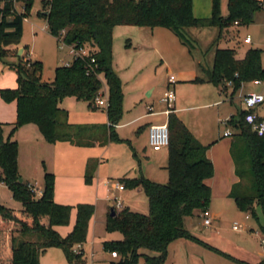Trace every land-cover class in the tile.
<instances>
[{
	"label": "trees",
	"instance_id": "obj_1",
	"mask_svg": "<svg viewBox=\"0 0 264 264\" xmlns=\"http://www.w3.org/2000/svg\"><path fill=\"white\" fill-rule=\"evenodd\" d=\"M33 1L0 0L1 61L17 55L23 21L30 13ZM221 1L211 0L208 17H196L193 0H42L43 10L38 14L45 19L48 31L57 38L64 31L66 43L90 44L95 48V60L75 58L68 66L59 65L51 81L42 79L40 60L20 55L17 61L7 64L16 73V86L0 88V96L5 102L15 101L16 119L12 123L0 122V182L9 188L13 199L21 202L22 208H8L0 203V264H40V254L49 247L62 248L70 264H85L83 251L77 253L73 247L86 241L94 204L56 202L55 176L49 171L43 175L42 195L36 197L26 181H19L18 143L13 136L22 125L34 123L44 140L50 143L69 141L74 145H92L93 138L100 144L108 140L129 141L120 138L113 128L121 118L123 101L121 79L112 61L114 25L166 27L189 46H192L187 33L189 27L217 26L219 32L214 42L212 67L206 70L205 77H196L195 80L212 82L221 89L230 82L233 91L244 82L264 81L261 48L250 47L239 58L236 48L217 45L230 27L253 22L255 13L264 10V1L227 0L225 16L221 13ZM16 2L22 5L21 11L15 8ZM103 81L107 85V125L90 131L89 140L82 141L79 134L88 127L68 123L67 113L60 107V102L64 97L72 96L95 109ZM243 114L244 111L231 116L228 121L236 130L230 153L239 177L230 196L240 210L256 217L259 208L264 218V134L257 135L244 121ZM167 122V182H157L144 175L118 179L126 189L141 187L144 190L148 210L142 213L127 206L121 209L111 207L115 213L107 214L105 229L117 231L122 237L103 241L105 250L118 254L110 264H136L141 256L146 264H164L168 245L177 238L191 239L215 249L193 236L184 225L185 218L208 207L211 198L207 179L212 177L214 167L206 155L208 145L192 134L174 110L168 114ZM133 154L136 156L134 151ZM247 156L249 169L243 164ZM95 168L92 165L87 167L86 183L91 182ZM247 172L253 178L250 183L244 180ZM73 209L75 222L63 236L55 226L68 225ZM259 227L264 236V222L259 223ZM141 248L157 254L141 253ZM254 264H264V259Z\"/></svg>",
	"mask_w": 264,
	"mask_h": 264
},
{
	"label": "rangeland",
	"instance_id": "obj_2",
	"mask_svg": "<svg viewBox=\"0 0 264 264\" xmlns=\"http://www.w3.org/2000/svg\"><path fill=\"white\" fill-rule=\"evenodd\" d=\"M224 3L227 8L226 0H224ZM20 5L18 3L19 7ZM42 10V0H34L27 19L23 21V34L19 48L23 47L24 49L22 48L20 52L17 50V55L6 57L4 61L0 60L3 65L0 77L5 75L4 78L9 80V73L15 74L14 69L7 64L8 62L17 61L20 55L24 56V58L29 57L42 62V79L45 81L53 79L54 70L57 66L71 60L72 57L68 52L67 46L61 44L57 37L48 31L47 27L43 28L45 20L38 14ZM152 29L155 31L154 35L151 33ZM157 31H161L162 35L158 34ZM218 32L217 26L189 27L187 33L192 43V46H189L183 44L166 27L114 25L112 61L113 67L121 79L123 93L120 121L122 122L149 112L148 107L150 105L154 110L166 108V105L159 101V97L166 88L168 77L171 74L176 78L173 87L178 100L184 101V104L187 105L202 104L210 101V91L215 89V84L209 81L195 80L194 78L205 77L206 71L204 69L212 67L216 48L214 42ZM247 33L264 37V10L257 11L253 22L247 25L240 24L230 27L226 33L227 35L225 34L226 36L221 38L217 45L221 48H236L238 56H243L248 48L256 47L254 44L243 42V38ZM261 64L263 66L262 61ZM149 91H151L150 95H148ZM100 97L107 98L105 81L102 84ZM234 99L236 103H239V98L236 97ZM60 105L67 110L69 121L72 123L100 124L108 120L106 115L107 104L98 105L95 109H90L86 101L66 96L62 99ZM158 116L160 122L166 119L165 114H159ZM132 127L133 125L125 127L123 132L125 131L126 133L124 134L128 136ZM221 128H225L224 124L221 125ZM90 136H92V133L88 129L82 130L81 135L79 134L82 141L89 140ZM147 140L148 131H141L135 135L136 156L127 141L111 140L112 144L107 147L74 148L76 150L80 149L79 151H86L84 152L85 155L92 153L89 163L93 167H98V171L94 176L98 178H96L97 180L94 182L93 187L88 186L83 180L79 181L75 175L73 188L63 192L65 200L70 202V204L84 200H91L95 204L94 218L96 221L91 226L88 239L84 243L83 257L85 264H110V260L118 258L112 257L110 251L105 250L103 247V241L122 237L117 231H107L104 221L111 207L116 208L117 197L120 195L110 189L111 184L115 180L111 176L116 174V168L123 165L122 167L126 168L131 174L136 175L148 169L152 172L151 175L155 176L156 179L158 178L161 183L167 182L168 172L166 165L168 157L164 163H153L152 158L155 150L149 146ZM44 150L42 149V151ZM167 150L164 147L161 151ZM73 157L71 155V161L73 159L74 161L77 160L76 157ZM149 159L150 162L148 161ZM245 160L246 162L243 163L244 167L249 169V156ZM74 168L76 167L74 166ZM83 175L81 174L82 177ZM40 176L37 182L34 180L32 182L42 188L43 175ZM104 179L109 181V190L106 188ZM252 179L251 174L247 172V176L244 179L245 182L250 183ZM138 189L131 191L129 194L127 190L122 192L123 205L129 206L135 211L146 213L148 210V199L144 190L141 187ZM0 203L8 208H22L21 202L11 197L9 188L1 184ZM256 214V217L251 216L250 219L245 218L243 213L227 215L224 219L213 221L210 227H203L206 230L205 233L197 230V232H201L207 237L204 239L199 235L203 238L202 240L218 247L225 253L187 240L186 244L180 245L174 253L171 249L169 255L166 256L167 259L164 264H244V261L250 264L257 263V258L264 259V248L261 244L259 227V223H263L264 218L259 208H257ZM234 222L239 223L243 230L239 232L233 229L232 225ZM249 222L253 225V229L247 227L246 224ZM215 226L216 228H213ZM59 228L63 231L66 229V225H61ZM241 233H245V235L243 236ZM139 252L149 255L157 254V252L146 248H141ZM39 263L70 264L60 247L47 248L40 254ZM136 264L146 263L141 256Z\"/></svg>",
	"mask_w": 264,
	"mask_h": 264
},
{
	"label": "crops",
	"instance_id": "obj_3",
	"mask_svg": "<svg viewBox=\"0 0 264 264\" xmlns=\"http://www.w3.org/2000/svg\"><path fill=\"white\" fill-rule=\"evenodd\" d=\"M18 3L19 2L15 3V8L18 11H21L22 5H20L19 7ZM226 4H227V0H226ZM192 9H193V14L196 17H208L211 13V0H193ZM221 13L224 16L227 14V8L225 6L224 0L221 1ZM234 26H237V24H235ZM45 27H47L46 21H45V26L43 28ZM157 32L158 34L162 35L161 31H157ZM151 33L152 35L155 34L154 29H152ZM226 35H224L223 37H225ZM247 35H250L249 42L245 41V37ZM243 42L247 44H254L256 47L262 49L261 61L264 66V37L258 34L253 36L250 33H247L243 38ZM22 48L23 47L18 48V51L20 52ZM243 56H238L237 54V57L239 58ZM210 68L211 66L205 68L204 70L206 71ZM1 71H3V65L0 62V72ZM4 76L2 75L0 77V88H12L16 86V73L15 74L12 72L9 73L10 76L9 80H6ZM214 88L215 89L210 91L211 92L210 101L202 104L187 105L184 104V101L178 100V98L176 97L173 110L175 114L186 124V126L189 128L192 134L202 144L208 145L206 155L211 159L214 167V173L212 177L207 179V183L211 187V198L208 204V208L212 216V223L213 221L224 219L227 215H238L241 213L245 215V218L250 219L251 215L248 212L240 210L237 207L234 198L230 196L231 188L235 183L239 181V177L235 172V164L230 153L231 140L236 130L228 121L231 116H236L240 112L244 111L243 96L245 94L249 92H260L264 94V81L252 80L249 82H244L241 85V87L236 91H233L232 85L229 82H227L224 85L223 89H221L219 86L216 85H214ZM175 89H176V85H175ZM150 94L151 91H149L148 95ZM161 95L159 97V101ZM236 97L239 98V103L235 102L234 98ZM60 107L63 108L61 105ZM148 108H149V112L137 115L136 117L128 120H123L122 122L119 120V122L116 123L113 127L120 138L129 140L127 142L129 143L133 151H135V153H137L135 150L136 147L134 146L135 135L139 134L141 131L147 132L150 124L162 123L167 120V115L163 113L165 109L164 107L158 110H154V108L150 105ZM65 111L67 113L68 123H71L73 125H77V124L86 125L89 131H95V129L98 126L107 125L108 122L107 120L106 122L100 124L72 123L69 121L67 110ZM255 112L260 117L264 118V101L255 108ZM159 114H165L166 119L160 122L158 116ZM15 119H16L15 101L5 102L0 96V122L12 123L15 121ZM223 124L225 126L224 129L221 128V125ZM132 125L133 127L130 130V134L127 136L126 134H124L126 132L125 131L123 132V129L125 127ZM226 129L230 131V135H224V131ZM14 138L18 143L17 163H18L19 175L22 178V180L26 181L27 183H33L32 182L33 180L37 182V180L40 179L41 177L40 175H44L42 174L43 172L45 171L52 172L55 176L54 200L56 202L65 203V204H70V202H67V200H65V195L63 194V192L64 190L66 191L68 189L73 188L75 184L73 181L75 175L77 176L79 181L83 180L84 183H86L84 175L87 171V167L90 165L89 159L93 155L92 153H87L85 155L84 152L86 151H79L80 149L76 150L74 148H87V147H96V146L107 147L109 144L110 145L112 144L111 140H108L105 144H100L96 138H93L92 145H74L69 141H56L50 143L44 140L37 125L34 123H27L19 127L13 136V139ZM42 149L45 150L42 151ZM161 150L162 148L159 150H155L154 156L152 158L154 161L153 163L156 162L164 163L166 161L168 150L163 152ZM71 155L74 156L73 158L76 157L77 160L74 161L73 159V161H71L70 160ZM148 161L150 162V159ZM74 166L77 169L74 168ZM122 166L123 165L118 166L115 170L116 174L111 176V178L115 179L114 181L118 180L121 177H136L139 175H144L151 180L161 182L158 178L156 179L155 176L151 175L152 172H150L148 169L146 171L143 170L142 173L136 175V174H131L128 170H126V168ZM97 169L98 167L95 168L93 172L91 182L86 183L90 187L94 186L95 184L94 182L97 180L96 178H98L97 176L94 177L98 171ZM81 174H84L83 177L81 176ZM104 181H106V188L109 190L108 179H104ZM114 181L111 184L110 189L120 194L118 197L117 196L115 197H117V199H119L120 201V205L118 206L116 204V208L121 209L125 207V205H123L124 198L122 196V192L124 190H127L129 194L131 191L139 190L138 188L140 187L134 189H126L123 187L122 189H117L114 188ZM0 184L3 185L4 187H7L3 182H0ZM79 202H89L94 204L91 200H84ZM77 203L78 202H75L72 203L71 205H75ZM95 221L96 220L94 218V213H93L89 221L88 233ZM74 222H75V209H73L71 212L70 222L68 225H66V229L61 231L59 228L61 225H56L55 229H57L61 235L65 236L72 229ZM212 223L210 225H204L202 222L200 211L195 212L193 215L187 216L184 220L185 227L190 231V233L193 236L197 237L200 240H202L203 238L204 239L207 238L201 233V232L203 233L206 232L205 228L203 227L205 226L210 227ZM246 225L250 229H253V225L250 222L247 223ZM213 228H216V226ZM197 230H201V232H197ZM242 230L243 228L240 231ZM88 233H87L86 241L88 239ZM241 234H243V236L245 235V233H241ZM199 235L202 236L203 238H201ZM260 235H261V244L263 245L262 238L264 236L262 235L261 231H260ZM187 240L196 242L194 240L187 238H177L169 243L167 248V256L169 255V252H171V249L172 252L174 253L175 251H177L180 245L186 244ZM202 241L207 245L225 253L224 251L218 249V247L211 245L204 240ZM84 243L82 244L83 249H84ZM196 243L202 244L199 242ZM260 260L261 259L257 258V262H259Z\"/></svg>",
	"mask_w": 264,
	"mask_h": 264
},
{
	"label": "built area",
	"instance_id": "obj_4",
	"mask_svg": "<svg viewBox=\"0 0 264 264\" xmlns=\"http://www.w3.org/2000/svg\"><path fill=\"white\" fill-rule=\"evenodd\" d=\"M27 18V17H26ZM24 18V19H26ZM64 31L57 38L61 44H64L68 48V52L71 55V60L66 61L63 65H70L75 58H90L93 62L95 58L93 54L95 53V48L87 43L77 44V43H66L63 40ZM245 41H250V35L245 37ZM176 78L173 74L168 77V84L164 89L160 101L166 105L163 113L167 116L173 110L174 102L176 100V93L174 90V83ZM230 83V82H229ZM264 101V94L260 92H249L243 96V104H244V114L243 119L246 123L251 125L252 129L256 131L257 135L264 134V118L260 117L256 112L255 108ZM98 105L107 104V98L99 97L96 100ZM224 135H230V131L226 129L224 131ZM148 144L154 150H159L163 147H167L169 144V128L167 120L162 123H153L148 127ZM28 188L34 193L36 197L42 195V188H39L35 183H27ZM123 183L119 180L114 181V188L122 189ZM116 204L119 206L120 201L117 199ZM200 215L202 217V222L204 225H210L212 223V216L208 207L201 210ZM233 229L236 231H240L242 226L234 222L232 225ZM262 243L264 245V237L262 238ZM83 243H78L73 247V250L77 253L83 251ZM112 257H118L116 251L110 252Z\"/></svg>",
	"mask_w": 264,
	"mask_h": 264
},
{
	"label": "water",
	"instance_id": "obj_5",
	"mask_svg": "<svg viewBox=\"0 0 264 264\" xmlns=\"http://www.w3.org/2000/svg\"><path fill=\"white\" fill-rule=\"evenodd\" d=\"M20 50H21V49H20ZM19 181H22V178H21V177H19ZM114 213H115V211H114V209L112 208L111 211H110V215H114Z\"/></svg>",
	"mask_w": 264,
	"mask_h": 264
}]
</instances>
